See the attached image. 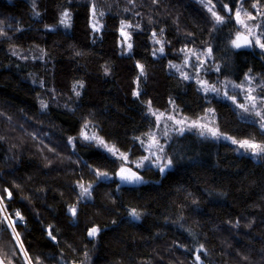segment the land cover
Instances as JSON below:
<instances>
[{
  "label": "trees",
  "instance_id": "obj_1",
  "mask_svg": "<svg viewBox=\"0 0 264 264\" xmlns=\"http://www.w3.org/2000/svg\"><path fill=\"white\" fill-rule=\"evenodd\" d=\"M238 8L257 16L264 43V0H0L4 264H264V153L188 131L165 147L163 171L134 165L155 113L170 107L193 120L210 110L219 133L264 145L236 104L170 65L209 48L208 82L264 79V49L232 46ZM88 127L141 183L114 178L120 160L81 137Z\"/></svg>",
  "mask_w": 264,
  "mask_h": 264
},
{
  "label": "rangeland",
  "instance_id": "obj_2",
  "mask_svg": "<svg viewBox=\"0 0 264 264\" xmlns=\"http://www.w3.org/2000/svg\"><path fill=\"white\" fill-rule=\"evenodd\" d=\"M208 7L211 8L210 6ZM237 12H239V8L236 9V12L234 14L235 25L236 27H238V29L234 33L233 40H235L237 36L240 35L241 37H248L250 40H252V43L255 44V38L257 37V32H258L257 16L255 14H248L244 17L240 15V20L243 21V23H240L237 20V15H236ZM250 17H253V18H250ZM91 26L94 29H99L100 27L98 25L97 18L95 16L91 21ZM127 27L128 25L124 23L121 24L120 26L121 39H120L119 45L124 48V51L129 50L128 45L130 44ZM249 29H251L252 34L249 33ZM122 31H123V34H122ZM241 43L243 45V39L241 40ZM155 44H156V49L154 53L156 55L164 54V48H163L162 42L157 41L155 42ZM208 50L209 48L198 53V52L188 49L187 52L181 53L183 57L180 59L179 62L170 64L171 70L178 73L182 77H187L188 74L189 75L192 74L190 77H187V78L193 79L196 82L198 88L204 94L208 96H214V97L221 98V99H227L228 101H231V102H233V99H230V97H234L235 99L234 104H236L238 107L239 105L244 104L246 107L249 108L248 111H244V109L239 107L242 111L243 116L256 122L261 127L262 121L260 117L256 116L255 113L261 112L262 114H264V104H261L259 102L260 98H264V79L247 75L244 78L243 82L241 83H235V82L227 81L224 79H220L214 83L208 82L207 79H205V76L203 75L204 73H206L207 67L214 64V58L212 54L209 55ZM200 55H203L204 57L203 56L201 57ZM201 82H203V84ZM213 88H215L216 91H212ZM249 90H252L251 95L256 96L258 98L257 107L255 109L251 108L250 103L247 99ZM155 117H156V125L154 126L153 131L149 133L146 137V140L142 142V148L144 149L145 154L140 158V160L136 162V164H134L137 170L142 169L144 166H151L153 168H161L163 165L162 157L164 155L165 147L169 144L171 138L175 135H180L188 131L197 133V135L199 136L208 137L214 140L225 141L229 144L235 145V147L241 152L246 151V152L251 153L255 157L257 156V153H254L252 150L241 148L239 143L234 144L232 142L234 140L232 137L219 133V131L215 128L214 117L210 110L205 112L203 115L199 116L197 119L193 120L189 118L187 119L186 117L178 114V112L173 107H170L169 109L165 111L156 112ZM169 117H171L172 119H169ZM212 132H215L217 135L213 136ZM93 136H95V133L90 127L83 129V131H81V137L83 139H86L85 137H89V139H86V140H93V139H90ZM153 137L155 138V141H156L155 144H153V141H152ZM93 141L97 144L99 148H101L102 150L110 154L111 156L120 160L119 168L116 171L114 178H116L120 182L127 183V184H133V185L134 184L136 185L142 182V179L139 173L134 168H132L131 166L127 164V162L120 155V152L116 151V154L113 155L112 152H109L106 148L102 147L98 143L97 140H93ZM108 146L113 148L110 145ZM145 157H148V159L145 160L144 159ZM122 167L131 169L132 172H135L140 177V180L137 182H131V183L127 181H122L120 178V172H121ZM101 177L109 179V178H112L113 175L107 174L106 177L105 176H101ZM84 188H86V186ZM2 208H3V205L0 204V214L2 213ZM1 219L5 223V225L11 228V223L8 218L4 217ZM25 264H28V261H25Z\"/></svg>",
  "mask_w": 264,
  "mask_h": 264
},
{
  "label": "snow or ice",
  "instance_id": "obj_3",
  "mask_svg": "<svg viewBox=\"0 0 264 264\" xmlns=\"http://www.w3.org/2000/svg\"><path fill=\"white\" fill-rule=\"evenodd\" d=\"M209 11L212 12V15H213V17H215V20H216V23L217 24L223 23V17L218 16L216 14V12L212 11L211 8L209 9ZM236 15H237L238 22L243 23V21L240 20V13L237 12ZM68 18H69V14L67 12H65L64 13V19H62L61 23L65 24L67 26V24H68ZM250 18H253V17H250ZM249 33L252 34L251 29H249ZM122 34H123V31H122ZM261 34L264 35V33H261ZM242 39H243V45L241 43V40ZM251 44H252V40H250L248 37H241L240 35H238L237 38L232 41V46L235 47V48H240V47H242L244 45H251ZM255 44L259 45L260 48L264 49V43L261 42V40H260V38L258 36L255 38ZM128 47L131 48V44H129ZM208 53H209V55L211 54V49L208 50ZM201 83L203 84V82H201ZM237 87H239V86H237ZM212 91H216V89L213 88ZM251 91L252 90H249L247 99H248V101L250 103L251 108L252 109H255L257 107V99L258 98L256 96L251 95ZM230 99H233V103H235L234 97H230ZM259 102L261 104H264V98H260V101ZM239 107H241L242 109H244V111H248L249 110V108L246 107L244 104L239 105ZM255 114H256V116L260 117V119L262 121L261 127L264 128V114H262L261 112H256ZM169 119H172V118L169 117ZM209 131H211V130H209ZM212 135L215 136L217 134L215 132H212ZM85 138L86 139H89V137H85ZM90 139L97 140L98 143L102 147L106 148L109 152H112L113 155L116 154V150L114 148L109 147L107 144H105V142H104L103 139L97 138L95 136L91 137ZM152 141H153V144L156 143L154 137L152 138ZM232 142L234 144L235 143H239V145H240L241 148L250 149L254 153H257V154L264 153V145H262V144H256V143H254L252 141H249V140H243V141H239V142L233 140ZM120 155L123 157V159L125 161L127 160V156L125 154L121 153ZM144 159L147 160L148 157H145ZM169 163H171V162L169 161ZM163 170L164 169L161 168V171H163ZM97 174L100 175V176H105V177L107 176V173H97ZM120 178H121L122 181H127L129 183H131V182H137V181L140 180V177L135 172H132L131 169H127V168H123V167L121 168ZM81 188L83 189V193H87L88 192V189L87 188H84L83 185H81ZM9 195H11V194L9 193ZM71 211L73 212V214H75V209L74 208L71 209ZM16 215L19 217L20 214L19 213H16ZM132 215L133 216H136L137 214L135 212H133ZM20 218L22 219V217H20ZM97 232H98V229L92 228L89 231L88 235L89 236H95L97 234ZM18 235L19 234H17V237H18ZM21 247H22V245H21ZM197 260H199V256H197ZM0 264H3V261L2 260H0ZM28 264H31L30 258H29Z\"/></svg>",
  "mask_w": 264,
  "mask_h": 264
},
{
  "label": "built area",
  "instance_id": "obj_4",
  "mask_svg": "<svg viewBox=\"0 0 264 264\" xmlns=\"http://www.w3.org/2000/svg\"><path fill=\"white\" fill-rule=\"evenodd\" d=\"M0 216H2L1 218H4V217L8 218L7 213L4 208H2V213L0 214Z\"/></svg>",
  "mask_w": 264,
  "mask_h": 264
},
{
  "label": "water",
  "instance_id": "obj_5",
  "mask_svg": "<svg viewBox=\"0 0 264 264\" xmlns=\"http://www.w3.org/2000/svg\"><path fill=\"white\" fill-rule=\"evenodd\" d=\"M0 260H2V259L0 258ZM3 264H4V262H3Z\"/></svg>",
  "mask_w": 264,
  "mask_h": 264
}]
</instances>
